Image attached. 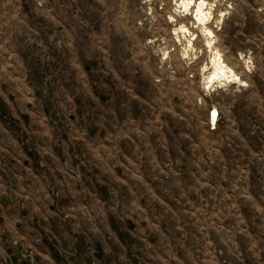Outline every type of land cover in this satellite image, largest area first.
Segmentation results:
<instances>
[{
  "label": "rangeland",
  "instance_id": "obj_1",
  "mask_svg": "<svg viewBox=\"0 0 264 264\" xmlns=\"http://www.w3.org/2000/svg\"><path fill=\"white\" fill-rule=\"evenodd\" d=\"M175 1L0 0V264H264V0Z\"/></svg>",
  "mask_w": 264,
  "mask_h": 264
},
{
  "label": "bare ground",
  "instance_id": "obj_2",
  "mask_svg": "<svg viewBox=\"0 0 264 264\" xmlns=\"http://www.w3.org/2000/svg\"><path fill=\"white\" fill-rule=\"evenodd\" d=\"M175 3L178 4V7L182 12H184L182 19L187 21V19H189L188 15H190V19L193 21V23H190L191 25L189 24V26L181 24L180 29L182 32H188L190 36H194L197 30H201L206 35L212 34V30L208 22V18L212 14L211 5H209L206 0H176ZM205 46L210 47L211 41L207 40L205 42ZM210 65V70L205 77V83L207 86L214 85L213 83H237L241 81L238 73L225 62L217 49L212 50ZM206 68V66H203V69ZM216 114L217 111L215 109L211 111L209 115L210 121L212 122L211 124L214 123L213 121L216 119Z\"/></svg>",
  "mask_w": 264,
  "mask_h": 264
}]
</instances>
